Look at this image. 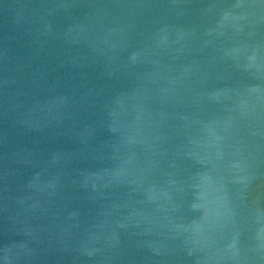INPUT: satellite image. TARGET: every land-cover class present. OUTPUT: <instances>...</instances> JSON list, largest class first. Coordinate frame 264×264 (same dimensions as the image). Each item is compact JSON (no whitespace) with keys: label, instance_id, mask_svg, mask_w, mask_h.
<instances>
[{"label":"water","instance_id":"1","mask_svg":"<svg viewBox=\"0 0 264 264\" xmlns=\"http://www.w3.org/2000/svg\"><path fill=\"white\" fill-rule=\"evenodd\" d=\"M0 264H264V0H0Z\"/></svg>","mask_w":264,"mask_h":264}]
</instances>
